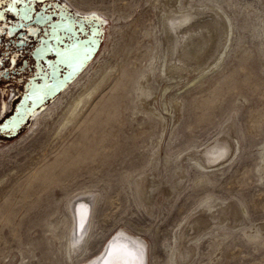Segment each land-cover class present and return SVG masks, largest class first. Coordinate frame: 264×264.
Returning a JSON list of instances; mask_svg holds the SVG:
<instances>
[{
  "label": "rangeland",
  "instance_id": "374dc122",
  "mask_svg": "<svg viewBox=\"0 0 264 264\" xmlns=\"http://www.w3.org/2000/svg\"><path fill=\"white\" fill-rule=\"evenodd\" d=\"M169 1L73 0L85 11L49 1L98 20L99 44L39 107L48 113L39 126L31 130V114L13 136L0 129V264L85 263L121 228L145 239L148 264H264V231L249 230L264 224V0H179L166 41L160 13ZM167 45L166 64L183 70L175 77L160 72ZM26 55L18 47L10 56L18 68ZM32 72L0 80L1 108ZM16 108L13 100L0 122ZM213 145L221 150L208 161ZM191 153L205 165L229 159L203 169ZM80 196L93 211L83 255L72 257L69 207Z\"/></svg>",
  "mask_w": 264,
  "mask_h": 264
},
{
  "label": "flooded vegetation",
  "instance_id": "af4514ba",
  "mask_svg": "<svg viewBox=\"0 0 264 264\" xmlns=\"http://www.w3.org/2000/svg\"><path fill=\"white\" fill-rule=\"evenodd\" d=\"M49 1L28 0L2 5L0 0V21L5 20L4 29L0 28V69H7L6 73L0 74V80L10 79L12 83H17L14 79H19L21 71H33L26 79L21 78L24 92L11 96L8 93L10 102L5 108L0 107L1 119L10 111L11 102L15 100V113L0 122V129H8L12 134H15L12 130H18L21 122L25 123L47 100L54 99L73 82L90 62L74 78L73 72L80 69L98 48V20L91 19L93 16H75L62 5L59 4L60 7ZM4 13L11 16L12 21L6 22L7 16ZM31 27L38 30L36 40L33 39L36 35L34 37ZM18 47L29 55L21 62L22 67L17 68L13 55H10ZM7 49L9 51H4ZM11 59L14 63L10 66L14 67L8 69ZM62 85L60 91L52 97Z\"/></svg>",
  "mask_w": 264,
  "mask_h": 264
},
{
  "label": "bare ground",
  "instance_id": "6f19581e",
  "mask_svg": "<svg viewBox=\"0 0 264 264\" xmlns=\"http://www.w3.org/2000/svg\"><path fill=\"white\" fill-rule=\"evenodd\" d=\"M178 1L179 0H170L168 3H164L165 4L164 5V8L161 9L162 10L161 13H160L161 14V23H162L163 35L166 38V41H167V39L169 41H171V37L169 36V33H168L169 32L168 25L169 24L173 25V23H169L168 20H169V18H173L172 17L173 15H176L177 16V14L179 13V11L176 9V5H177ZM189 1H191V0H189ZM64 2L67 3L69 6L75 7L77 9L78 8H81L83 11H85V9L83 7H81L78 4H75L73 2V0H64ZM188 3H190V2H188ZM193 7H194V5L191 4V6L189 8H193ZM210 10H212L210 12H213L214 11V13H216L217 11H219L216 8H211ZM87 11H88V13H90V15L92 14V12H96V11H93L92 9H89ZM223 18L225 19V22L227 24L226 26H228V28H229L230 26L228 25V22H227L226 17H223ZM169 21H172V19L169 20ZM227 36H228V34H227ZM225 37H226V35H225ZM193 43H194V37L193 36H190V38H187L186 37V39L183 41L182 44H183L184 48L190 49L191 48V44H193ZM167 46L164 49V56L165 57H164V61H163V64H162V67H161L160 72L163 73L164 75L165 74L166 75H169V77L170 76L175 77V73H177V72H183V70H181V71L176 70L172 66H168L166 64V57L169 56V55L167 56V53L169 52L170 46H172V48H173L174 45L168 46L169 48ZM169 54L171 55V53H169ZM149 74H150V72H148L147 74H145V76H144V81L145 82L147 81V78L149 77ZM89 95L90 94H87V98L89 97ZM59 96L60 97L57 98L58 99V102L62 98V95H59ZM85 98L86 97H84V98L82 97V98H79L76 102L74 101L75 104L73 106L71 104V106H72L71 112H73L78 107V105ZM42 102H43V100H42ZM42 102L40 104H38V105H41ZM42 111L43 110L38 111V112L36 111V113L34 114L32 120H31L32 121L31 130L34 127H36V126H39L38 125L39 122L41 120H43V117H44L43 115L46 114L45 117L48 115L47 112H44V114H43ZM231 132H232V130H231ZM233 135L234 134H232V136ZM234 138H236V137H234ZM206 150L207 151H210L209 153H207V156H208L207 159H208V161H210V158H216L217 157V155L219 154V150H221V149H220L219 146L213 145V146H208L206 148ZM262 150L264 151V146H263V149ZM205 153H206V151H205ZM262 153H264V152H262ZM188 159L191 160V162L195 163L196 165L202 167L203 169H211V167H213V168L214 167H218L219 165L225 163V161L228 160L229 158L228 159L226 158V159H224V160H222L220 162H217L215 164H207V165H205L204 162H202V160L198 157V155H195V154H192V153L188 156ZM139 193H140V195H142L144 197L145 201L149 199V196H146V194L142 190V188L139 189ZM91 196L93 197L92 200H94V202H95L94 195H91ZM87 201L88 200H86L85 197H81L80 196L73 203H71V205L69 207L70 208V212L72 213V218L74 220V226H75L74 230L70 233V241L68 243V251L72 255V257H74L76 255H77L76 257L82 256L83 255V251H84V249L86 247V243H87L86 241H87V238H88V231H89V227H90V224L89 223H90V218H91V210L93 208V201H90V203L89 202L87 203ZM84 203H87L88 205L86 206ZM147 206H148V204H147ZM212 207H213V205L210 204L209 207H208V209H211ZM82 217H85V218L81 219ZM79 218L81 220H79ZM77 222L78 223L79 222L82 223V226H81V228H80V230L78 232V235L76 234V231H75V229H76V223ZM192 224H193V222L191 220H189V222H186L185 223L184 229L186 230V233L190 230ZM257 227H258V225H257ZM249 230L250 231L253 230L254 232L260 234V233H262L264 231V224L261 225L260 227L256 228V229L255 228H253V229L250 228ZM180 235H182V233ZM181 237L182 236H180V238ZM191 238H192V236H191ZM191 238H188L187 237L188 240L191 239ZM184 243H185V241H184ZM188 243H190V242H187V244ZM188 246H193V245H190L189 244ZM193 247H195V246H193ZM184 249H186V248H184ZM187 249H188V247H187ZM188 250H190V249H188ZM148 251L149 250L147 248V242L145 241V239L143 237H141L140 235H138L136 233H133V232L129 231L127 228H121L118 232L116 231V233L114 235H112V237L110 238V240L105 245L104 249H102L100 251V253L97 255L96 258H94V259L88 258V259H86V260L83 261L85 263L78 262V264H148V255H149L148 254L149 253ZM181 251H182V249H181ZM181 251H179V252L181 253ZM194 251H193V254H194ZM177 253H178V251H177ZM190 253H191V250H190ZM179 254L177 256H179ZM186 255H189V253L188 254L186 252H183L182 253V256L183 257H186ZM176 258H178V257H176ZM187 258H185V259H187ZM181 260L183 261V259H181ZM187 262H188V260H187Z\"/></svg>",
  "mask_w": 264,
  "mask_h": 264
},
{
  "label": "water",
  "instance_id": "95a60500",
  "mask_svg": "<svg viewBox=\"0 0 264 264\" xmlns=\"http://www.w3.org/2000/svg\"><path fill=\"white\" fill-rule=\"evenodd\" d=\"M90 59H91V58H89L87 61H89ZM87 61H86V62H87ZM86 62H85V63H86ZM85 63H84L83 65H85ZM83 65L81 66L80 69H77V71H74V72H73V76H72V78L75 77V76L77 75L76 73H78L79 71H81V69H83V67H84ZM72 78H71V79H72ZM71 79H70V80H71ZM64 85H65V84H64ZM64 85H62L60 88L58 87V89L53 93L52 97L55 96V94H57V93L60 91V89H61ZM22 126H23V125H22ZM15 134H16V133H15ZM15 134H12V132H11L10 134L6 135V137L13 136V135H15Z\"/></svg>",
  "mask_w": 264,
  "mask_h": 264
}]
</instances>
